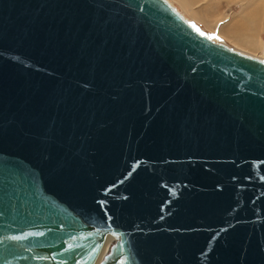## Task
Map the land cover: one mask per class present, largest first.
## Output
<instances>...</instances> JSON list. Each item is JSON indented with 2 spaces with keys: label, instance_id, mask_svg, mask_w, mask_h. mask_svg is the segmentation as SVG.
Here are the masks:
<instances>
[{
  "label": "water",
  "instance_id": "1",
  "mask_svg": "<svg viewBox=\"0 0 264 264\" xmlns=\"http://www.w3.org/2000/svg\"><path fill=\"white\" fill-rule=\"evenodd\" d=\"M264 264V58L168 0H0V264Z\"/></svg>",
  "mask_w": 264,
  "mask_h": 264
},
{
  "label": "rangeland",
  "instance_id": "2",
  "mask_svg": "<svg viewBox=\"0 0 264 264\" xmlns=\"http://www.w3.org/2000/svg\"><path fill=\"white\" fill-rule=\"evenodd\" d=\"M188 19L193 20L211 38L264 58V0H169ZM245 22L248 31H239L242 39L257 47L239 43L234 37L237 25ZM238 35V34H237Z\"/></svg>",
  "mask_w": 264,
  "mask_h": 264
},
{
  "label": "bare ground",
  "instance_id": "3",
  "mask_svg": "<svg viewBox=\"0 0 264 264\" xmlns=\"http://www.w3.org/2000/svg\"><path fill=\"white\" fill-rule=\"evenodd\" d=\"M169 1V0H168ZM170 2V1H169ZM171 3V2H170ZM172 4V3H171ZM172 5H174V4H172ZM175 6V5H174ZM176 7V6H175ZM176 9L180 12V13H182L177 7H176ZM182 15L184 16V17H186L183 13H182ZM187 18V17H186ZM247 24L245 23V22H239L238 23V25H237V30H235V32L238 34H236L235 35V39L239 42V43H243V44H248L249 46H251L252 45V47H257L258 45H257V43H255V42H252V41H250V42H248V41H246L245 40V38L244 39H242L241 37H240V33H239V31H244V32H246V31H248V27L246 26ZM229 45V44H228ZM233 47V46H232ZM234 48V47H233ZM236 49V48H235ZM248 54V53H247ZM251 55V54H250ZM252 56H254V55H252ZM259 58V57H258ZM262 58V57H261ZM112 239H113V236L112 235H110V234H108L107 236H106V238H105V240H104V242H103V245H102V248H101V250H100V252H99V254H98V256H97V258H96V260H95V262L93 263V264H97V262L99 261V259L101 258V256L103 255V253L107 250V248H108V246H109V244L111 243V241H112Z\"/></svg>",
  "mask_w": 264,
  "mask_h": 264
}]
</instances>
